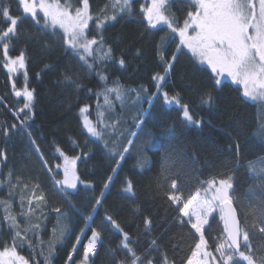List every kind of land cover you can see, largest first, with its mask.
I'll return each mask as SVG.
<instances>
[{"label": "trees", "instance_id": "16d2710c", "mask_svg": "<svg viewBox=\"0 0 264 264\" xmlns=\"http://www.w3.org/2000/svg\"><path fill=\"white\" fill-rule=\"evenodd\" d=\"M2 2L10 6L14 15L23 17L18 24L19 35L10 47L9 55L14 57L23 49L27 60L25 69L9 74L0 50V129L10 128L12 124L21 127L20 121L24 119V114L16 116L14 113L23 108L24 100L22 96H15V90L23 91L25 87L33 90L34 108L32 118L24 126L25 130L13 132L7 141L0 133V149H6L7 152V162L0 163V178L12 169L13 180L20 177L29 189L39 183V191L45 194L47 204L42 214L37 209L38 216H20V195L23 192L28 196L31 192L21 187L9 196L7 184L0 185V199L10 200L12 211L17 214L22 229L34 223L41 224L43 244L36 248L35 264H45L51 245H55V254L54 258H50V264H65L76 235L84 227V218L90 214V223L101 232V238L89 264H117V260L125 255V251L118 248L122 239L120 232L103 222L106 215H111L129 233L138 254L145 253L151 240L157 239L170 260H174L175 264H183L198 237L189 225H182L177 219L178 209L167 198L171 192V181L177 180L180 187L177 194L187 196L205 185L200 182L222 178L225 174L235 177L237 202L234 207H237L242 224L247 216L250 240L247 246L242 242V250L250 247L256 257L264 255V233L260 231L264 222L259 214L264 193L258 182L251 178L252 173L247 167L249 161L264 157V137L255 135L261 132V125H264V102L244 97L240 86L227 78L220 79L221 84L217 85V77L213 78L214 74L207 65L198 63L190 52L183 49L168 74L165 90L170 95H178L181 103L189 105L194 119L201 120L202 126L182 121L179 105L165 104L162 97L154 98L149 105L148 98L156 91L152 76L163 73V68L157 63V44L163 43V37H168L171 42L167 43V54L171 57L179 40L173 37L166 25L147 29L140 6L148 3V0L134 2L130 14L120 13L122 18L118 17L117 22L102 30L105 48L113 50L114 60L123 58L125 66L122 68L118 62L104 61L91 72L70 50H65L59 36L54 38L50 30L49 34L41 32L30 17L18 10L16 0ZM71 3L79 6L77 0H71ZM89 3L90 14L94 17L89 23L94 28L96 15L106 4L110 5L111 0H89ZM186 11V6L175 4L169 9V14L175 13L182 21ZM107 14H112L110 7ZM4 27L6 24L0 18V29ZM138 50L142 55L137 56ZM89 61L92 62V58ZM45 65L49 67L45 68ZM96 71H103L107 75L108 87L118 81L125 89L123 104L113 99L114 111L104 106L103 95H97L103 91L105 83L99 80ZM37 73H40L39 78ZM66 76H71L74 83L67 80ZM141 88L147 91L141 90L138 98L137 92L127 91ZM209 95L212 102L203 103ZM85 105L89 108V119L93 123L97 122L99 110L104 113L103 123L112 125L116 122L118 129L105 130L103 139L91 137L82 127L79 112ZM140 114H143V128L134 138L135 143L128 145V139H133L130 132L137 131L135 122ZM234 139L241 145L238 167L235 153L228 151V145L233 144ZM31 140L35 141V145ZM105 141H109L107 147ZM57 146L67 157H80L76 170L81 182H78L77 189L68 190L66 195L54 190L51 173L43 168L39 158L42 155L49 167L55 169L61 162L56 152ZM125 146L130 148V152L125 154L124 159L113 155V151H123ZM36 147L40 149L39 153L35 151ZM82 153L89 155L83 157ZM117 160H121L119 165ZM114 167L118 168L116 173L112 172ZM256 167L261 165L257 163ZM229 169L232 171L229 172ZM110 175L113 176L110 187L104 190L103 202L93 212L95 200L100 197ZM56 178L60 179V172ZM127 181H131L133 193L124 191ZM27 207L25 202V210ZM56 208L61 210V215L58 216L54 211ZM145 218L150 219V226L145 225ZM53 227L68 229L70 235L65 239L57 231L53 236ZM222 229L223 225L216 215L211 222V229L206 230V239L212 249L215 245L211 236L219 234ZM90 234L89 230L87 235ZM10 236L0 210V247ZM83 241L86 243L87 236ZM41 250L44 251L43 256L39 255ZM18 251L32 258L27 247ZM82 251L83 246L80 245L73 253L74 259L70 264H78ZM150 254L159 260L162 252L152 249ZM237 264L246 262L238 261Z\"/></svg>", "mask_w": 264, "mask_h": 264}, {"label": "snow or ice", "instance_id": "6c2138e0", "mask_svg": "<svg viewBox=\"0 0 264 264\" xmlns=\"http://www.w3.org/2000/svg\"><path fill=\"white\" fill-rule=\"evenodd\" d=\"M18 10L31 18L38 29L50 34L55 38L59 36L62 40L66 51L70 50L74 57H78L79 61L85 65L91 72L96 65L104 61H112L123 68L125 60L120 58L118 61L113 59V50L105 48V38L103 36V28L109 26L113 22L118 21L120 13H131L132 5L138 0H111V4H106L101 12L95 17V27L90 26V21L94 19L90 14L89 0H77L79 6H74L71 0H16ZM175 4L186 6V14L181 18L175 13L169 14V9ZM109 7L112 14H107ZM140 11L143 20L147 22V29H156L158 25H166L167 29L173 37H178L179 42L176 44V51L171 57L167 54V43L171 42L168 37H163V43H158L156 47L157 63L163 68V73H155L152 80L156 87V91L148 98L151 105L154 98L162 97L165 104L175 103L181 109L182 121H186L190 125L197 127L202 126V121L194 119L189 105L181 103L178 95H170L165 90V82L168 79L175 60L181 50L187 49L192 53L200 63L206 64L216 77H230L231 80L243 86V96L250 98L252 101L264 102V0H149L146 4H141ZM0 18L6 27L0 29V50L3 53L4 67L9 74L16 73L26 67V52L21 49L15 57L9 55V50L15 39L18 37V24L22 20V16L14 15L9 5H5L0 0ZM105 22H108L106 24ZM142 55L141 51H137V56ZM92 58V62L89 61ZM49 65H45L48 68ZM101 82L105 83L102 92L97 95H103L104 106L107 110L114 111L113 99L123 104L125 99V89L122 88L118 81H114L111 87L106 85L108 79L103 71H96ZM40 73H37L39 78ZM10 75V79H11ZM72 81L71 76L65 77ZM27 80V74L25 73ZM74 83V81H72ZM217 85L221 84L220 79H215ZM80 87L79 84L76 85ZM15 89V85H13ZM147 91L145 88L128 89V92ZM16 97H23V108L18 109L14 115L24 114V119L20 121V128L16 124L11 127L0 129V133L7 138L13 132L25 130L24 126L27 121L32 118L34 108V91L27 87L23 91L15 90ZM114 94V97H113ZM212 97L209 95L203 100V103L210 104ZM26 110V111H25ZM82 117V127L91 137L103 139L105 130L111 128L113 131L118 129V124L113 122L112 125L103 123L104 113L97 111V122L93 123L89 119V108L87 105L79 109ZM142 115L138 116L135 122L137 131H131L128 139V145L135 143L134 138L139 135V130L143 128ZM98 125L102 127L98 128ZM128 134V133H125ZM264 137V125H261V132L255 133ZM31 139V133H28ZM35 145V141L31 140ZM109 141H105V147ZM113 143H115L113 141ZM37 153L40 152L38 147L35 148ZM229 153H235V162L238 167L241 159V145L238 140L234 139L233 144L228 145ZM56 152L63 159V164H57L55 169L50 168L47 160L41 155L43 168L50 173V179L53 188L62 194H67L68 190L77 189L80 177L77 175L76 164L80 157L68 158L64 152L57 146ZM130 152V148L125 146L123 151L115 152L113 155H119L121 160L125 158V154ZM83 157H87L88 153H82ZM117 160V165L121 163ZM7 162L6 149H0V163ZM259 163L261 167L257 168ZM252 173V179L257 181L262 193H264V157H260L258 161H249L247 165ZM56 169H62L63 178L57 179L59 172ZM118 168L112 169L116 173ZM229 172L232 169L228 170ZM13 170L9 169L6 176L0 178V185L7 184L10 188L9 196L15 189L23 188L24 191H30L31 195L25 196L23 192L20 195V216L31 217L43 213L47 204L46 196L40 190L39 183L33 185L29 189L27 184H23L20 177L13 180ZM113 176H109L103 185L100 197H97L93 205V212L96 207L102 204L104 190L110 187ZM235 177L232 174H225L224 177L213 178L208 181H202L206 184L204 187L197 188L195 192L189 193L187 196L177 194L180 187L176 179L171 181V192L168 193V200L178 209L177 219L182 225H189L198 237L191 248L190 254L187 256L183 264H237L238 261H244L246 264H264V255L256 257L250 247L242 250V242L248 245L250 234L247 229V216L244 217V223L238 218L237 202L235 197L236 189L234 187ZM124 189L127 193H133V185L131 181H127ZM88 187V185H85ZM251 190V189H250ZM39 191V194L37 192ZM264 202V196L261 197ZM25 202L27 209L25 210ZM35 205V207H33ZM0 210L3 212V221L8 225V231L11 233L9 240L3 242L0 247V264H35L37 254L36 248L43 244L40 237L42 226L40 223L31 224L28 227L21 228L17 221V214L12 211V203L10 200L0 199ZM54 211L61 215L59 208ZM261 221L264 222V203L260 208ZM216 215L219 222L222 223L223 229L219 234L211 236L214 242V249L210 247L209 240L206 239V230L211 229V222L215 220ZM91 214L84 218V227L80 229V233L76 235L75 243L72 245V251L68 254V260L65 264H70L74 259L73 253L76 252L80 245L83 246L82 256L78 264H89L90 257L97 250V244L101 238V232L92 227L90 221ZM103 222L110 224L111 228L120 232L122 239L118 248L125 251L122 259L117 260V264H175L174 260H170L166 251H164L157 239H152L145 253L138 254L129 233L125 232L118 222L111 216L103 217ZM59 223V221H58ZM146 226L151 225V221L145 218ZM208 226V229H206ZM90 230V236L87 235ZM59 231L61 236L66 239L70 235V230L63 227H53L52 233ZM264 233V226L260 228ZM31 233V235H30ZM87 236V242L84 243L83 238ZM35 238V241H34ZM10 241V242H9ZM27 249L32 254L29 259L25 255L20 254L18 249ZM159 249L162 252L159 260L153 258L150 250ZM48 257L45 258V264H50V258H54L55 245L49 246ZM39 255L43 256L44 251L41 250Z\"/></svg>", "mask_w": 264, "mask_h": 264}, {"label": "rangeland", "instance_id": "374dc122", "mask_svg": "<svg viewBox=\"0 0 264 264\" xmlns=\"http://www.w3.org/2000/svg\"><path fill=\"white\" fill-rule=\"evenodd\" d=\"M148 2H149V0H148ZM179 40V39H178ZM185 50H187V49H185ZM188 51V50H187ZM192 54V53H191ZM15 57V56H14ZM196 58V57H195ZM196 61L198 62V63H200V61L196 58ZM200 64H202V63H200ZM20 71V70H19ZM229 79V80H231V78L230 77H226V76H224V77H217V79ZM232 81V80H231ZM239 85V84H238ZM240 86V88H241V90H242V93H243V86L242 85H239ZM247 98V97H246ZM249 100H250V98H248ZM68 158H73V157H68ZM63 159L61 158V162L59 163V164H63ZM58 170V172H60V179H62L63 178V173H62V169H57ZM216 179H219V178H216ZM204 186H206V184L205 185H203V187ZM198 239V238H197ZM87 242V241H86Z\"/></svg>", "mask_w": 264, "mask_h": 264}]
</instances>
